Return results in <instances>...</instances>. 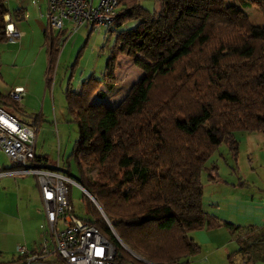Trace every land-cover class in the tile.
Masks as SVG:
<instances>
[{"label":"trees","instance_id":"1","mask_svg":"<svg viewBox=\"0 0 264 264\" xmlns=\"http://www.w3.org/2000/svg\"><path fill=\"white\" fill-rule=\"evenodd\" d=\"M239 1L264 21V0ZM159 2V10L149 12L141 0H118L106 31L113 44L104 76L85 80L79 92H64L77 128L70 158L78 183L119 240L152 264H189L200 254L189 235L219 228L234 238L247 264H264V225L239 227L205 212L202 184V172L209 183L221 181L216 165L205 168L221 146L237 157L236 132H264V31L227 0ZM8 15L21 21L24 13H10L7 0H0V44L7 42ZM131 21H137L134 28L121 29ZM65 41V31L44 32L46 88ZM122 57L142 76L116 107L92 103L94 96L106 97L102 87L115 88ZM0 107L24 113L8 94L0 93ZM42 160L36 157L37 164ZM82 200L87 221L116 249L115 262L142 264L121 247L85 194Z\"/></svg>","mask_w":264,"mask_h":264},{"label":"rangeland","instance_id":"2","mask_svg":"<svg viewBox=\"0 0 264 264\" xmlns=\"http://www.w3.org/2000/svg\"><path fill=\"white\" fill-rule=\"evenodd\" d=\"M97 3L98 0H94V6ZM141 5L149 12H157L160 8L159 0H141ZM227 5L242 10L253 27L264 31V21L257 9L242 8L239 0H227ZM35 16L39 18L38 12ZM11 22L16 25L23 23L27 31L30 26L32 32L25 44L19 47V53L12 55L9 50L5 52L6 49L0 52V93L7 95L15 81L23 82L24 87L28 86L27 103H20L24 113L13 108H9V112L20 122L34 127L36 156H46L50 170H56L57 166L58 172L78 183L76 164L70 158L78 137L77 128L66 109L64 92L67 88L79 92L82 82L90 77L102 79L113 38L107 37V28L93 29L89 24L79 27L62 44L51 76V86L46 88L48 62L43 31L35 28V22H29L28 26L26 20L16 22L11 19ZM69 25L70 22L64 21L65 27ZM136 25L137 21H131L121 29H131ZM8 44H0V47L4 48ZM115 76L116 85L112 92H106L103 87L100 89L106 93L105 101H99L94 96L92 103L104 102L106 106L114 108L139 80L142 71L134 66L132 59L122 57L118 60ZM34 118L40 119L38 126L32 125ZM235 138L238 142L237 157L233 158L228 149L221 146L206 162L205 168L216 165L220 179L230 183L225 188L233 191L232 185H239L237 191L243 189L253 196L255 202L261 203L264 199V132H236ZM12 164L0 150V170L2 167L11 168ZM88 176L93 178L95 172H89ZM202 184L205 201L214 191V185L207 181L205 172H202ZM69 187L74 216L87 220L86 205L82 200L84 192L75 184L71 183ZM255 226L262 228L263 223ZM45 241L51 244L36 178L32 175L0 178V264L13 262V257H17L18 246L32 251ZM221 260L224 263L223 258Z\"/></svg>","mask_w":264,"mask_h":264},{"label":"built area","instance_id":"3","mask_svg":"<svg viewBox=\"0 0 264 264\" xmlns=\"http://www.w3.org/2000/svg\"><path fill=\"white\" fill-rule=\"evenodd\" d=\"M45 18L51 31H65L66 40L82 25L89 24L93 29L107 28L118 15V0H45ZM7 42H18L21 34L6 19ZM64 21L71 23L64 26ZM11 101L20 103L25 96L22 88L9 91ZM35 129L17 120L0 107V150L18 168L0 176L32 175L37 180L45 221L51 244L28 251L18 246V258L23 264H117L116 249L101 235L99 230L87 220L74 216L70 202V187L73 182L58 171L41 169L36 162ZM79 187V186H78ZM101 213V210L99 211ZM103 216V214L101 213ZM104 217V216H103ZM112 235L135 260L142 264H152L128 249L117 237L106 220ZM61 224V226H59ZM234 264H247L241 254H237Z\"/></svg>","mask_w":264,"mask_h":264},{"label":"crops","instance_id":"4","mask_svg":"<svg viewBox=\"0 0 264 264\" xmlns=\"http://www.w3.org/2000/svg\"><path fill=\"white\" fill-rule=\"evenodd\" d=\"M7 8L10 13L18 9H22L24 13L22 20L21 21L15 20V21L22 22L26 20L27 26L29 25V22L30 23L35 22V24H37L35 28L36 29L38 28V31H43V36H44L45 30L48 29V23L45 18V11H46L45 0L44 2L43 0H38L37 2H35V0H7ZM37 12L39 18L35 16V13ZM5 18L10 21L12 19L10 15L6 16ZM12 26L21 34V37L18 43L9 42V44L6 47L4 48L0 47V52L3 53V51L6 49L5 52L9 50V54L13 55L19 53L20 50L19 47L22 44H25L26 40L29 37L28 35H30L32 30L31 27L28 26L27 27L28 31H27L23 23L16 25L13 22ZM27 87H28L27 85L24 87L23 82L20 83L15 81L12 84V88H10L9 91L16 88H22L26 93ZM26 96L27 93L21 102L27 103ZM106 98L107 96L103 99H100L99 101H103V100L105 101ZM33 123H35V126H38L41 123V121L40 119H37L34 120ZM35 155H36V151H35ZM36 157L39 158L40 160L45 159L42 160L40 164H38V166L41 169H46V170L51 169L47 165L48 159L46 158V156L45 157L36 156ZM9 169L10 168L2 167V169L0 170V174L4 172L12 171ZM52 171H57V166H56V170H52ZM7 176L9 177L14 175L0 176V178L3 177L7 178ZM231 182L233 183V181ZM213 185H214V191H212L208 195L205 201L203 200V209L205 212L217 217L222 221L231 223L239 227L253 226L256 229H259L255 225H259V223H263L264 225V199H262L261 203L255 202L253 196L248 195L243 189L237 191L236 187H238L239 185L234 186L231 184L232 185L231 189L233 191H229L225 187H228L230 183L222 179L221 181H219L218 183H214ZM40 201H41V197H40ZM189 236L200 247V254L195 257L189 258L187 260L189 264H234V262L237 261L238 258L236 254L238 250L237 246L235 245L234 238L230 236V234L226 231V229L219 228L211 231L193 232ZM13 258L15 260L13 259V262H10L9 264H17L18 257L15 258L14 256ZM222 258L224 260V263L221 260Z\"/></svg>","mask_w":264,"mask_h":264},{"label":"water","instance_id":"5","mask_svg":"<svg viewBox=\"0 0 264 264\" xmlns=\"http://www.w3.org/2000/svg\"><path fill=\"white\" fill-rule=\"evenodd\" d=\"M78 184V186H79V188L84 192V194L89 198V200L95 205V207L100 211L101 210V208H100V206L98 205V203L96 202V200L89 194V193H87L82 187H81V185L79 184V183H77ZM101 213H102V210H101ZM103 214V213H102Z\"/></svg>","mask_w":264,"mask_h":264}]
</instances>
